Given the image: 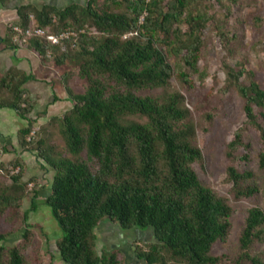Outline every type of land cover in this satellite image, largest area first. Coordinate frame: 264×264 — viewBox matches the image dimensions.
<instances>
[{"label":"trees","instance_id":"trees-1","mask_svg":"<svg viewBox=\"0 0 264 264\" xmlns=\"http://www.w3.org/2000/svg\"><path fill=\"white\" fill-rule=\"evenodd\" d=\"M11 1L0 0V4ZM206 1L87 0L80 4L75 0L63 7L29 2L20 4L18 18L7 24L5 45L35 51L42 66L63 68L60 80L71 107L51 120L58 122L68 155L55 153L53 145L36 136L29 120L34 104L24 86L29 75L16 68L0 75V109H13L29 120L18 130V147L35 151L53 171L43 201L61 230L56 249L63 263L125 264L119 249L96 251L94 228L103 219L123 230H150V240L132 243L136 259L144 264L221 263L212 247L228 239L232 209L201 182L193 168L203 154L193 113L181 90L193 87V76L201 82L207 77L198 66L202 36L213 20ZM14 26L74 35L57 44L35 35L17 43L12 41ZM216 29L229 54L232 38L221 26ZM128 33L132 35L124 38ZM227 56L222 61L223 91L233 88L243 99L246 123L258 132L262 145L258 158L263 168L264 91L251 70L229 64ZM72 74L82 80L81 91L72 89ZM172 78L180 88L174 87ZM145 90L157 93L143 94ZM249 147L239 128L228 141L226 154L235 158L242 148L247 152L238 158L248 160ZM12 148L0 143V157ZM6 165L3 168L0 161V179L9 178L7 184L0 181V217L7 209H19L26 194H31L30 210H34L40 181L23 180L24 165L18 157ZM226 175L236 198L258 191L250 184L251 171L229 165ZM29 184L33 185L28 188ZM28 212L21 217L24 241L30 235ZM11 237L12 233L0 232V264H26L20 246L7 243ZM263 240L264 211L251 206L239 236V261L264 264L261 254L251 251Z\"/></svg>","mask_w":264,"mask_h":264},{"label":"rangeland","instance_id":"rangeland-1","mask_svg":"<svg viewBox=\"0 0 264 264\" xmlns=\"http://www.w3.org/2000/svg\"><path fill=\"white\" fill-rule=\"evenodd\" d=\"M72 1L75 0H36L34 4L41 6L44 3H50L63 7ZM76 1L85 4L87 0ZM205 4L209 7V14L212 15L213 20L209 22L208 28L202 36L203 44L198 66L205 70L207 77L201 82L197 76H193V87L181 88L185 94L186 103L193 113L197 128V143L203 154L202 161L195 163L193 168L201 182L224 197L232 209L230 235L225 242L216 243L212 247V253L221 257L222 261L219 264H246L239 261V236L243 228L244 218L251 206H258L264 211V167L259 166L258 158L262 145L258 132L246 123L243 99L233 88L223 91L225 73L222 68V61L228 55L226 59L229 64L239 63L247 70H251L255 80L264 91V0H237V3L234 4L226 0L222 1L221 4L209 0ZM217 25L221 26L224 31L226 30L228 36L232 38L229 42L232 51L229 54L222 47L216 29ZM42 67H44L45 77L53 82V86L57 90L66 95L60 80L63 68L47 65ZM242 81L247 82V79L243 77ZM69 83L75 91L82 90L83 82L76 74L71 75ZM171 83L174 87L180 88L174 78H172ZM142 93L156 94L157 91L145 90ZM8 110H0V116L5 112H12L11 109ZM3 116L5 117V115ZM135 119L143 121L138 117ZM13 125L10 115L8 122L0 120V128L2 129L5 128L10 131L13 129ZM239 128H242L244 141L250 145L248 160L238 158L247 152L242 148L236 151L235 158H229L226 154L227 143ZM34 129L37 138L41 137L47 146L53 145L55 147V153L68 155L57 121L50 118L45 124L35 126ZM32 146H35V143ZM33 152L35 153V151ZM3 163L5 164L3 168H8L6 162ZM229 165H234L239 171L249 170L253 173L250 184L258 188L254 195L235 197L232 184L226 175V168ZM3 173L5 174V172ZM1 178L2 183L7 184L9 182V178L5 175ZM32 185L29 184L28 188ZM30 197L31 194L24 196L19 209H7L3 212L0 217V232L12 233V237L7 243L20 246L26 264H65L61 261L56 249V241L61 237V230L52 216L50 207L38 197L35 199V209L30 210ZM26 210H29L27 223L30 235L28 241H24L21 237L25 228L21 217ZM146 230L150 232L149 229ZM151 237V233H148L142 240H150ZM96 251L100 253L101 249L98 247ZM251 251L260 253L264 258V240L255 243ZM124 263L131 264V260ZM134 264L144 263L139 260Z\"/></svg>","mask_w":264,"mask_h":264},{"label":"crops","instance_id":"crops-1","mask_svg":"<svg viewBox=\"0 0 264 264\" xmlns=\"http://www.w3.org/2000/svg\"><path fill=\"white\" fill-rule=\"evenodd\" d=\"M29 2L35 3L36 0H12L7 6L0 4V75L12 68L29 75L24 85L34 104L29 114V120L32 121L34 127H37L45 124L54 116L62 115L71 107V103H69L66 95L57 90L53 86V82L45 77L44 67H42L35 51L25 48H12L3 42L7 24L18 18L17 7ZM8 109L1 108L0 110L7 111ZM11 110L12 112H5L0 116L2 122H8L10 115L11 122L14 124L10 131L0 128V143L9 148L11 146L14 148H12V152L3 154L0 161L7 162L16 157L20 158L24 165L23 180L38 179L40 181L38 197L44 199L49 192L53 171L33 151L22 150L18 147V130L25 127L29 120L19 117L15 110ZM148 233H150L148 230L140 231L136 228L123 230L109 219H103L94 228L97 250L98 247L101 250L119 249L124 256V261L131 260V264L139 262L135 257L132 243L144 241L142 238Z\"/></svg>","mask_w":264,"mask_h":264},{"label":"built area","instance_id":"built-area-1","mask_svg":"<svg viewBox=\"0 0 264 264\" xmlns=\"http://www.w3.org/2000/svg\"><path fill=\"white\" fill-rule=\"evenodd\" d=\"M12 30L14 32V35L12 36V41L17 42V43H20V42L24 43L30 36L35 35V36H44V38L47 41L53 44H57L60 41L68 38L70 35H74V33L72 32H62L59 34H46L45 31L39 27L27 28L25 30H22L19 27L14 26ZM130 35H132V33L125 34L123 37L126 38Z\"/></svg>","mask_w":264,"mask_h":264}]
</instances>
